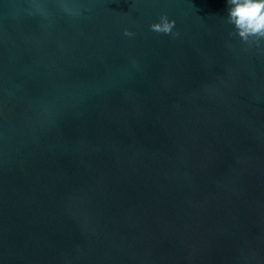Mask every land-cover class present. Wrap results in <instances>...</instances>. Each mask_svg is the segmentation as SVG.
I'll list each match as a JSON object with an SVG mask.
<instances>
[{"label": "water", "instance_id": "95a60500", "mask_svg": "<svg viewBox=\"0 0 264 264\" xmlns=\"http://www.w3.org/2000/svg\"><path fill=\"white\" fill-rule=\"evenodd\" d=\"M227 8L0 0V264H264V39Z\"/></svg>", "mask_w": 264, "mask_h": 264}, {"label": "clouds", "instance_id": "9594fccd", "mask_svg": "<svg viewBox=\"0 0 264 264\" xmlns=\"http://www.w3.org/2000/svg\"><path fill=\"white\" fill-rule=\"evenodd\" d=\"M227 5V23L234 25V34L242 42H258L264 39V0H227ZM174 26V20L170 21L167 16H161L160 22L151 24L149 28L153 32L168 35L173 34ZM123 34L127 37L134 35L127 29Z\"/></svg>", "mask_w": 264, "mask_h": 264}]
</instances>
